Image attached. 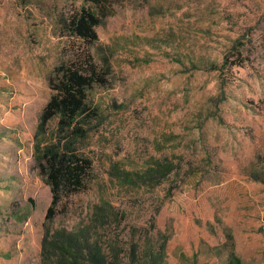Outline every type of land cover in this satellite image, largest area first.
I'll return each mask as SVG.
<instances>
[{"label":"rangeland","instance_id":"1","mask_svg":"<svg viewBox=\"0 0 264 264\" xmlns=\"http://www.w3.org/2000/svg\"><path fill=\"white\" fill-rule=\"evenodd\" d=\"M110 1L87 43L65 25L84 0H0V264H43L59 230L106 264H264V0ZM87 56L92 174L45 222L39 117L53 70Z\"/></svg>","mask_w":264,"mask_h":264},{"label":"trees","instance_id":"2","mask_svg":"<svg viewBox=\"0 0 264 264\" xmlns=\"http://www.w3.org/2000/svg\"><path fill=\"white\" fill-rule=\"evenodd\" d=\"M84 4L66 20L65 25L70 35L94 43L98 39L96 28L111 15L113 2L84 0ZM104 83L102 74L89 56L78 65L71 63L56 67L49 79L51 94L40 114L37 130L42 131L54 118H57V126L48 143L36 146L38 174L51 193L45 222L55 218L62 197L83 191L91 177L92 162L79 151L78 143L88 136L99 118L89 94L94 86ZM164 171L157 164L141 179L161 177ZM124 175L129 179L128 174ZM252 179L264 183V178L258 175ZM100 217L103 219L105 213H101ZM82 245L81 235L56 231L49 239V247H45V253L43 251V264H106L107 254H101V250L96 247L85 253L80 248Z\"/></svg>","mask_w":264,"mask_h":264}]
</instances>
